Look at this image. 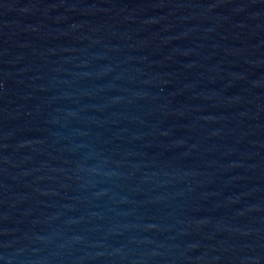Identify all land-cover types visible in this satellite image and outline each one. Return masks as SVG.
Wrapping results in <instances>:
<instances>
[{
  "label": "water",
  "instance_id": "1",
  "mask_svg": "<svg viewBox=\"0 0 264 264\" xmlns=\"http://www.w3.org/2000/svg\"><path fill=\"white\" fill-rule=\"evenodd\" d=\"M0 264H264V0H0Z\"/></svg>",
  "mask_w": 264,
  "mask_h": 264
}]
</instances>
